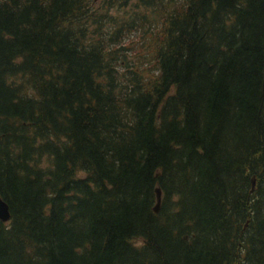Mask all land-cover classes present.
Listing matches in <instances>:
<instances>
[{
  "label": "trees",
  "instance_id": "1",
  "mask_svg": "<svg viewBox=\"0 0 264 264\" xmlns=\"http://www.w3.org/2000/svg\"><path fill=\"white\" fill-rule=\"evenodd\" d=\"M0 198V264H264V0H0Z\"/></svg>",
  "mask_w": 264,
  "mask_h": 264
},
{
  "label": "water",
  "instance_id": "2",
  "mask_svg": "<svg viewBox=\"0 0 264 264\" xmlns=\"http://www.w3.org/2000/svg\"><path fill=\"white\" fill-rule=\"evenodd\" d=\"M96 1V0H94ZM254 189V184L252 183V191ZM162 200L161 190L159 188L155 189V206L153 212L157 214L160 209V204ZM10 221V214L8 205L0 198V222L8 223Z\"/></svg>",
  "mask_w": 264,
  "mask_h": 264
},
{
  "label": "bare ground",
  "instance_id": "3",
  "mask_svg": "<svg viewBox=\"0 0 264 264\" xmlns=\"http://www.w3.org/2000/svg\"><path fill=\"white\" fill-rule=\"evenodd\" d=\"M254 187H255V181H253Z\"/></svg>",
  "mask_w": 264,
  "mask_h": 264
}]
</instances>
